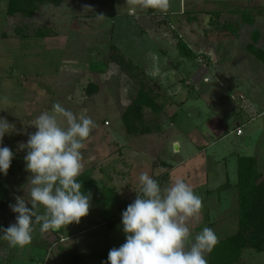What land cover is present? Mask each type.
I'll list each match as a JSON object with an SVG mask.
<instances>
[{
	"label": "rangeland",
	"instance_id": "obj_1",
	"mask_svg": "<svg viewBox=\"0 0 264 264\" xmlns=\"http://www.w3.org/2000/svg\"><path fill=\"white\" fill-rule=\"evenodd\" d=\"M146 3L66 0L42 6L30 19L8 20L0 1V117L16 128L3 139L15 156L0 182L9 188L11 204L25 196L30 175L20 145L36 131L37 117L52 114L55 103L94 121L83 141L82 172L103 185L79 224L41 232L35 223L32 241L23 248L0 239L5 264H58V247L73 245L81 264H101L104 254L125 242L121 213L140 195L141 173L162 189L183 180L201 197L203 207L187 221L192 239L204 227L218 240L234 233L236 157H257L264 173V65L246 52L255 29L261 39L255 46L264 51V10L255 15L264 0H168L166 10L156 6L158 0ZM245 10L256 16L254 26L242 23ZM225 23L238 32L232 36ZM39 30L50 36L38 38ZM174 33L205 57H179ZM111 55L130 61L135 74L145 78L156 102L143 109L150 134L130 137L124 131L121 116L137 86ZM227 182L232 186L224 188ZM15 219L9 209L0 228ZM240 263L264 264V253L245 250Z\"/></svg>",
	"mask_w": 264,
	"mask_h": 264
},
{
	"label": "clouds",
	"instance_id": "obj_2",
	"mask_svg": "<svg viewBox=\"0 0 264 264\" xmlns=\"http://www.w3.org/2000/svg\"><path fill=\"white\" fill-rule=\"evenodd\" d=\"M156 6L166 10L168 0H158ZM34 127L27 143L20 145L26 150L25 170L30 174L23 186L25 196L15 197L9 205L15 223L0 228V239L10 247L29 245L35 223L41 224V232L65 229L79 224L91 207V193L82 192L77 177L82 172L83 141L95 127L94 121L77 118L55 103L52 114L41 113ZM15 131L14 124L0 117V175H7L15 156L3 146V139ZM138 181L141 194L121 213L125 242L109 251L105 264H207L206 253L218 243L216 233L204 227L192 239L187 226L188 219L203 207L201 197L180 179L164 189L147 173H141Z\"/></svg>",
	"mask_w": 264,
	"mask_h": 264
},
{
	"label": "trees",
	"instance_id": "obj_3",
	"mask_svg": "<svg viewBox=\"0 0 264 264\" xmlns=\"http://www.w3.org/2000/svg\"><path fill=\"white\" fill-rule=\"evenodd\" d=\"M5 2V14L8 20L16 17L23 19L32 18L42 6H60L66 0H0ZM155 9L154 7H152ZM150 12V11H149ZM214 19L220 18V13H213ZM241 21L245 25L252 26L253 19L247 10L240 13ZM192 20V19H189ZM218 25V22L214 23ZM219 26V25H218ZM217 26V27H218ZM223 27L234 36L238 29L232 23H225ZM16 30V29H15ZM15 31L16 37L21 36L20 29ZM50 35L46 30H39L37 37L44 39ZM259 32L254 31L251 35V43L247 45L246 52L264 65V51L255 44L259 40ZM175 48L179 57L186 60H197L205 57L195 52L179 35L173 34ZM115 48L112 47V52ZM116 56V57H115ZM111 55L110 59L123 68L129 78L137 86V92L127 107L121 121L127 136L137 137L150 134L152 131L147 127L143 115L144 108H155L156 102L147 93L149 89L142 75L135 74V67L130 61L125 62L117 55ZM150 92V91H149ZM237 180L236 187V214L237 224L233 234L218 240L212 251L207 253V264H242L241 257L245 250L256 253H264V173L260 171L258 158L255 156H240L236 160ZM77 180L82 184V192L91 193V196H99L103 191V185L93 179L88 173L82 172ZM141 194V193H140ZM11 205L9 188L0 182V225L4 222ZM112 226V225H111ZM55 232V231H53ZM58 264H81V256L75 245L66 248L58 247ZM108 253L104 254L101 264L107 261ZM0 264H5V259L0 257Z\"/></svg>",
	"mask_w": 264,
	"mask_h": 264
},
{
	"label": "crops",
	"instance_id": "obj_4",
	"mask_svg": "<svg viewBox=\"0 0 264 264\" xmlns=\"http://www.w3.org/2000/svg\"><path fill=\"white\" fill-rule=\"evenodd\" d=\"M94 2H95V0H91V3H92V4H93ZM93 5H94V4H93ZM128 9H129L128 14H132V12H134V10H132V7H131V8H128ZM257 9H260V10L263 9V10H264V8H263V7H260V6H258V7L256 8V10H257ZM257 11H258V13H255L256 16H257V14L260 15L259 10H257ZM261 13H264V11L261 10ZM251 16H252V14H251ZM256 16H255V17H256ZM255 17L252 16V19H253V22H254L252 26H254L255 23L257 22ZM244 25H245V24H244ZM245 26H249V25H245ZM254 31H258V29H255V30H253L252 32H254ZM252 32H251V35H252ZM258 32H259V31H258ZM259 35H260V33H259ZM259 40H261V39H260V36H259ZM259 40H258V42H259ZM247 45H249V44H247ZM257 46H258V45H257ZM246 47H247V46H246ZM257 48H258V47H257ZM238 127H240V124H239V123H237L235 129L238 128ZM223 136L225 137L226 134L223 135ZM238 157H240V156H237V157H236V160H237ZM233 185H235V184H233ZM228 186H232V185H231L229 182H227V184H226V186H224V188H226V187H228Z\"/></svg>",
	"mask_w": 264,
	"mask_h": 264
},
{
	"label": "built area",
	"instance_id": "obj_5",
	"mask_svg": "<svg viewBox=\"0 0 264 264\" xmlns=\"http://www.w3.org/2000/svg\"><path fill=\"white\" fill-rule=\"evenodd\" d=\"M105 125H108V123H105ZM235 133L237 136H240L242 134L239 127L235 129Z\"/></svg>",
	"mask_w": 264,
	"mask_h": 264
},
{
	"label": "water",
	"instance_id": "obj_6",
	"mask_svg": "<svg viewBox=\"0 0 264 264\" xmlns=\"http://www.w3.org/2000/svg\"><path fill=\"white\" fill-rule=\"evenodd\" d=\"M175 148L177 149V147L175 146Z\"/></svg>",
	"mask_w": 264,
	"mask_h": 264
}]
</instances>
